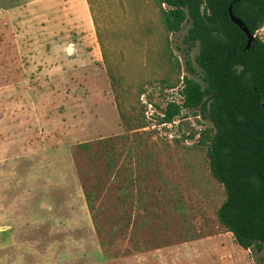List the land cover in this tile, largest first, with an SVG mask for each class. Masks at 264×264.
I'll use <instances>...</instances> for the list:
<instances>
[{"label": "rangeland", "instance_id": "rangeland-1", "mask_svg": "<svg viewBox=\"0 0 264 264\" xmlns=\"http://www.w3.org/2000/svg\"><path fill=\"white\" fill-rule=\"evenodd\" d=\"M96 1L100 28L116 34L105 38L108 56L127 81H145L139 101L149 102L153 115L169 100L180 101V83L162 90L155 83L158 70L146 63L154 44L132 40L138 38L137 21L127 1ZM138 1L137 20L157 27L155 14L145 7L150 0ZM187 26L168 35L169 47L180 78L199 81L193 63L197 45L187 50L181 42ZM256 33L264 42V17ZM175 118L177 127L185 124L158 129L155 118L151 138L165 141L164 153L173 158L186 153L183 159L197 167L195 174H205L198 152L175 151L172 139L187 134L188 127L197 131L210 124L198 109H183ZM123 133L85 0H0V264H264V247L242 249L229 232L207 234L212 205L221 197L209 180L206 198L195 189L192 201L183 199L184 208L171 210L175 197L163 193L162 183L150 174L139 178V188L165 207L154 208L148 200L155 212L148 210L142 219V210L134 209L130 225L119 230H109L117 226L111 209L118 182H106L96 198V206L106 208L91 216L82 181L88 176L85 183H92L95 171L78 144Z\"/></svg>", "mask_w": 264, "mask_h": 264}, {"label": "trees", "instance_id": "trees-1", "mask_svg": "<svg viewBox=\"0 0 264 264\" xmlns=\"http://www.w3.org/2000/svg\"><path fill=\"white\" fill-rule=\"evenodd\" d=\"M126 1L137 21L133 29L138 38L132 40L139 43L147 38L154 44L149 46L153 50L146 52V63L158 70L155 83L160 90L180 83L177 87L180 102H166L159 110L161 115H156L157 123L172 120L183 109H198L210 124L209 128L197 131L188 127L187 134L182 132L179 138L172 139L175 151L198 152L199 165L205 174H195L193 167H197L183 159L186 153H173L175 158L164 153L167 143L154 141L151 130L142 129L147 121L139 97L145 92V81H127L119 65L108 56L105 38H114L116 34L100 28L96 19L97 1L85 0L113 104L125 129L120 135L78 144L91 159L95 171L92 183H85L90 180L88 176L82 181L86 208L91 216L104 210V204L96 206L97 195L106 182L109 185L118 182L113 187L116 198L111 209L118 214L117 226L109 230H119L130 225L134 209L142 210V219L149 216V211L155 212L149 208L148 200L154 203V208L165 207L152 197L151 191L139 188V178L150 174L162 183L163 193L168 190L175 197L171 210L184 208L183 199L192 201L190 194L195 189L204 192L206 198L205 185L209 180L219 186L221 197L212 205L213 217L207 234L229 232L242 249H262L264 42L256 32L263 22L264 0H150L145 7L155 14L157 27L143 17L137 20L141 9L138 0ZM229 4L232 14L252 36L248 48H244L245 34L229 20ZM184 22L188 26L181 42L187 50L197 45L193 63L199 81L186 75L180 78L179 63L169 47L168 35L179 31ZM184 64L193 71L188 59ZM181 124L185 123L180 122L178 128ZM193 138L191 145L183 144V140ZM92 223L96 227L94 219ZM99 242L102 244L101 239Z\"/></svg>", "mask_w": 264, "mask_h": 264}, {"label": "built area", "instance_id": "built-area-1", "mask_svg": "<svg viewBox=\"0 0 264 264\" xmlns=\"http://www.w3.org/2000/svg\"><path fill=\"white\" fill-rule=\"evenodd\" d=\"M180 97V96H179ZM140 99V98H139ZM141 104H143V115H144V118L145 120L147 121V125L145 127H143L142 129L143 130H148V128H154L155 125V118H156V115H161L160 113H156L155 115L152 114V106L151 104L148 102V103H142L143 101H140ZM168 102H175V103H179L180 101H174V100H169ZM145 104V105H144ZM145 108V109H144ZM154 110V109H153ZM177 117V116H176ZM179 120L177 118H173L172 120L168 121V122H161V123H157V119H156V124H158L159 126L156 127V128H164V127H168L169 126H176V128L178 129L177 127V122ZM168 134V133H167ZM168 137H171L170 134L167 135Z\"/></svg>", "mask_w": 264, "mask_h": 264}, {"label": "water", "instance_id": "water-1", "mask_svg": "<svg viewBox=\"0 0 264 264\" xmlns=\"http://www.w3.org/2000/svg\"><path fill=\"white\" fill-rule=\"evenodd\" d=\"M227 14H228L229 20L235 25H237L241 29V31L245 34L246 44L244 48H248L249 43L251 42L252 36L246 31L245 27L242 25V22L232 14L230 4L227 7Z\"/></svg>", "mask_w": 264, "mask_h": 264}]
</instances>
